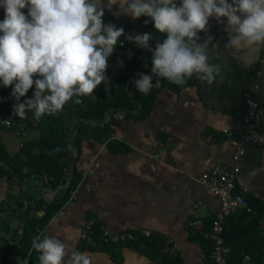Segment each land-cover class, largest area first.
<instances>
[{
  "label": "crops",
  "instance_id": "crops-1",
  "mask_svg": "<svg viewBox=\"0 0 264 264\" xmlns=\"http://www.w3.org/2000/svg\"><path fill=\"white\" fill-rule=\"evenodd\" d=\"M90 2L105 5L108 0ZM116 13L118 5H113L111 11L105 10V14L112 16L115 25L124 29L125 36L148 33L139 19L133 20L128 15ZM2 18L4 9L0 8V20ZM149 19L153 29L154 23ZM209 25L208 34L220 44L221 58L213 62L222 65L226 74L224 81L207 86L194 75V83L179 91L168 86L162 87L155 95L149 114L143 119H133L139 116L138 108L132 111L133 118H127L124 111L113 110L110 128L112 135L118 137L113 141L125 145L126 151L112 153L104 143L87 139L82 142L77 161L74 162V156L69 153L67 158L70 167H75L80 176L77 198L62 214L55 213L51 217L40 232L41 238L45 235L57 237L68 248L77 251L82 229L96 220L113 235L136 231L146 235L157 233L170 244L169 254L178 256L183 264H209L204 256L206 246L192 241L184 228L187 209L192 203L200 202L196 214L208 225L219 207L215 196L199 184L198 178L216 165L232 163L235 145L227 141L221 131H234L241 126L244 115L242 92L252 83L253 71L261 54L254 58L248 57V65L242 66L239 59L233 58L232 50L224 48L228 39L224 25L214 19H210ZM161 35L163 38L164 35ZM204 35L200 33L202 38ZM125 36L120 37L123 43L119 44L118 41L108 58L109 66L105 73L108 79L101 82L92 95H88L90 98L97 97L98 89L108 94L112 78L127 73L135 53L142 49L126 40ZM143 68L150 70L149 64H144ZM36 78L34 76L33 80ZM31 91L34 94L35 84L28 92ZM27 98L28 93L24 99ZM258 99L264 107V82ZM108 121L102 120L103 123ZM259 125L264 130V114ZM26 134L28 141L37 135V131L34 127H26ZM0 142L10 156L19 153L18 139L1 128ZM149 154H157L158 158L153 160ZM87 161L93 172L82 177ZM240 168L241 174L237 178L234 193L264 202V149L245 147ZM23 173L26 174L23 179L15 178L10 182L0 177V264H22L27 260H21L14 251L3 255L5 249L16 245L19 238L10 236V233L15 230L20 233L28 205L38 200L49 203L60 197L62 192L61 183L55 187L49 180L27 173V169ZM42 214V210L31 213L37 217ZM261 246L257 253H253L264 264V244ZM81 252L90 257L91 264L157 262L126 248L119 251L115 260L103 252ZM232 261L236 262V259L233 257ZM238 263L256 264L248 255ZM35 264H39V261Z\"/></svg>",
  "mask_w": 264,
  "mask_h": 264
},
{
  "label": "clouds",
  "instance_id": "clouds-1",
  "mask_svg": "<svg viewBox=\"0 0 264 264\" xmlns=\"http://www.w3.org/2000/svg\"><path fill=\"white\" fill-rule=\"evenodd\" d=\"M113 5H118L116 14L133 20L151 18L165 37L162 43L152 48L153 35L125 36L123 28L105 23V10ZM0 8V82L14 85L13 113L20 119L34 110L39 120L61 111L74 96L92 95L108 79V58L118 41L123 43L121 36L152 53L151 75L137 73L139 78L132 81L145 95L160 87L159 78L178 86L194 75L207 86L224 81L222 65L213 62L221 53L219 42L208 34L210 19L224 25V48L232 50L242 66L248 65V57L264 52V0H108L105 5L90 0H0ZM153 76L158 77L155 84ZM33 84V98L21 102ZM32 248L39 253V264H91L86 253L54 236L37 235Z\"/></svg>",
  "mask_w": 264,
  "mask_h": 264
},
{
  "label": "trees",
  "instance_id": "trees-1",
  "mask_svg": "<svg viewBox=\"0 0 264 264\" xmlns=\"http://www.w3.org/2000/svg\"><path fill=\"white\" fill-rule=\"evenodd\" d=\"M27 13V8L23 9ZM2 18L0 21H2ZM149 23L145 24V20ZM105 23H114L111 15L105 14L103 17ZM141 24L148 30V33L153 35V40L150 41L152 48H155L157 42L163 41L165 37L150 26L149 17H140ZM152 53L145 49L138 50L134 58L128 65L127 73L114 76L111 80L110 90L108 94L102 89H98L97 97L92 99L89 96L73 97L63 107V109L54 115H43L39 120L34 116V110L26 112V118L20 119L13 113L11 131L17 129L18 125L25 122L26 127L37 131V135L29 138L23 143L19 149V153L15 156H10L8 151L0 142V177H5L8 182L15 178L23 179L26 174L23 173L27 169V173H33L43 180H49L50 183L57 187L60 183L65 185V177L68 174V186L62 189L61 195L53 199L49 203H44L41 200L36 201L33 205H28L24 213L23 225L20 233L16 230L10 233V236H19L16 245H12L5 249L3 255L9 252H16V255L21 259H27L29 264H35L38 260V254L32 248V239L44 229L45 225L51 217L66 203L71 191H73L79 181V174L75 167L70 170V162L68 160L70 144L75 149L74 162L78 160L81 153L82 142L91 139L100 143H104L106 149L112 153L125 152L127 147L117 141L110 140L112 131L110 123L112 121V111H124L127 118L132 117V111L135 108L139 109V116L133 119L145 118L153 105L156 93L162 87H172L175 91H179L194 83L193 77L183 86L172 84L166 79H160V87H153L150 92L145 95L136 90L135 86L132 91L125 90V84L129 78L128 72L137 71L138 73H147L143 68L144 64H151ZM143 68V69H142ZM151 75V73H150ZM139 77H137L138 79ZM158 77L153 76V83ZM2 84V82H0ZM80 99L81 103H74V100ZM15 100L12 99L10 105L5 109V113L9 114L13 111ZM110 114V120L103 123L102 120L105 114ZM30 116V120L27 117ZM100 122L96 125L91 123ZM1 129H4L0 126ZM28 139V138H27ZM59 191V190H58ZM243 195V194H242ZM251 206L252 213H235L228 217L223 222L222 238L227 247L226 263L239 264L245 255L253 259L255 263L261 264V260L253 253L258 252L264 244V235L259 228V222L263 218L264 202L252 197L243 195ZM42 210L43 214L40 217L32 216L31 213ZM31 215V216H30ZM192 241L202 243L206 246L204 256L206 263L209 262L208 253L209 246L197 234L188 231ZM103 229L99 222L92 221L91 230L85 240H80L77 251L87 250L89 252H103L112 260L117 259L121 249L126 248L140 255H145L151 261L157 260L155 264H183L178 256L169 254L170 244L164 237L157 233H149L148 235L142 232H127L129 235L124 241L110 242L102 238ZM236 262L232 261V258Z\"/></svg>",
  "mask_w": 264,
  "mask_h": 264
},
{
  "label": "built area",
  "instance_id": "built-area-1",
  "mask_svg": "<svg viewBox=\"0 0 264 264\" xmlns=\"http://www.w3.org/2000/svg\"><path fill=\"white\" fill-rule=\"evenodd\" d=\"M151 73V68L146 74ZM137 72H128L129 79L125 84V90L132 91L134 84L132 81L138 76ZM264 82V52H261L257 59L255 69L253 71L252 83L243 90L242 99L244 103V115L241 122V126L230 131L229 129H223L221 131L223 137L235 145V150L232 154L230 165H216L206 171H204L198 178L199 184L204 187L208 192L213 194L219 203V207L215 212L213 218L209 224L206 225L204 220L196 214L197 208L200 206V202L192 203L187 209V221L184 228L187 231H191L201 237L209 246L208 258L210 264H227L226 253L227 247L224 244L222 238L223 222L235 213L245 212L252 213L253 210L249 206L247 200L243 195L235 194V186L237 178L241 174L240 159L245 147L250 146L254 148L264 149V130L260 128L259 120L264 114V107L258 99V93L261 88V84ZM12 86L4 87L0 84V126L9 131L19 141V147L23 146V143L27 140L26 125L23 121L20 123L14 131H11L13 111L9 114L5 113V109L12 99L11 96ZM30 94V98H33V91L27 92ZM24 101V100H23ZM21 99V102H23ZM7 121V122H4ZM118 138L111 134L110 140ZM69 153L75 158V149L70 144L68 145ZM151 159L156 160L157 154H149ZM87 166L82 172L83 176L92 174L93 168L87 161ZM69 177V176H68ZM66 186H63L65 188ZM62 188V189H63ZM78 194V184L76 188L71 191L66 203L56 212L62 214L64 209L71 203H73ZM259 228L264 235V218L259 222ZM102 238L110 242L124 241L129 235L125 234H109L104 228ZM91 230V223H88L80 233V240H85ZM22 264H29L27 260H24Z\"/></svg>",
  "mask_w": 264,
  "mask_h": 264
},
{
  "label": "water",
  "instance_id": "water-1",
  "mask_svg": "<svg viewBox=\"0 0 264 264\" xmlns=\"http://www.w3.org/2000/svg\"><path fill=\"white\" fill-rule=\"evenodd\" d=\"M109 120V114L106 113L105 117H104V121H108ZM72 168V166L70 167V169ZM68 182H69V177L68 175L66 176V182H65V186H68Z\"/></svg>",
  "mask_w": 264,
  "mask_h": 264
},
{
  "label": "rangeland",
  "instance_id": "rangeland-1",
  "mask_svg": "<svg viewBox=\"0 0 264 264\" xmlns=\"http://www.w3.org/2000/svg\"><path fill=\"white\" fill-rule=\"evenodd\" d=\"M26 97H27V94H26V96H25L24 98H26ZM24 98L22 97L21 99H22V100H25ZM27 99H31L30 96H29V94H28V98H27ZM27 120H28V121H31V120H30V116L27 117ZM27 128H28V127H27Z\"/></svg>",
  "mask_w": 264,
  "mask_h": 264
}]
</instances>
